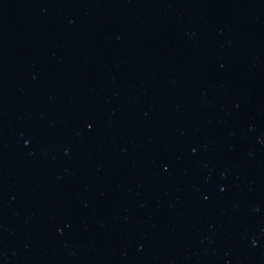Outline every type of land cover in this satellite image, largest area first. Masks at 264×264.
I'll return each mask as SVG.
<instances>
[{
  "label": "water",
  "instance_id": "95a60500",
  "mask_svg": "<svg viewBox=\"0 0 264 264\" xmlns=\"http://www.w3.org/2000/svg\"><path fill=\"white\" fill-rule=\"evenodd\" d=\"M0 264H264V0H0Z\"/></svg>",
  "mask_w": 264,
  "mask_h": 264
}]
</instances>
